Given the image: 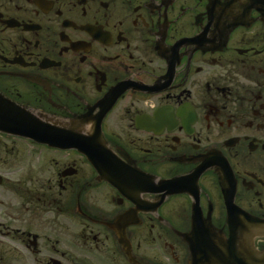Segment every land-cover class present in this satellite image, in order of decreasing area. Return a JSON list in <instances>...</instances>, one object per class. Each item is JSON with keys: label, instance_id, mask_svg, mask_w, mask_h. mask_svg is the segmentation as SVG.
Here are the masks:
<instances>
[{"label": "flooded vegetation", "instance_id": "obj_1", "mask_svg": "<svg viewBox=\"0 0 264 264\" xmlns=\"http://www.w3.org/2000/svg\"><path fill=\"white\" fill-rule=\"evenodd\" d=\"M249 217L264 0H0V264H189Z\"/></svg>", "mask_w": 264, "mask_h": 264}, {"label": "water", "instance_id": "obj_2", "mask_svg": "<svg viewBox=\"0 0 264 264\" xmlns=\"http://www.w3.org/2000/svg\"><path fill=\"white\" fill-rule=\"evenodd\" d=\"M247 220L242 226L230 223L227 240L215 230L196 223L189 234L190 264H264V249L260 251L254 246L256 238H264V220L252 217Z\"/></svg>", "mask_w": 264, "mask_h": 264}]
</instances>
